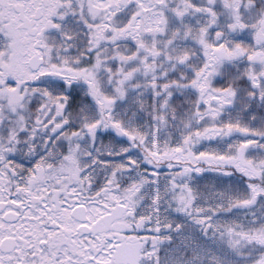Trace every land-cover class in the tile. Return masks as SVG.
I'll list each match as a JSON object with an SVG mask.
<instances>
[{"label": "snow or ice", "instance_id": "snow-or-ice-1", "mask_svg": "<svg viewBox=\"0 0 264 264\" xmlns=\"http://www.w3.org/2000/svg\"><path fill=\"white\" fill-rule=\"evenodd\" d=\"M0 264H264V0H0Z\"/></svg>", "mask_w": 264, "mask_h": 264}]
</instances>
